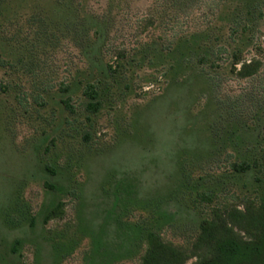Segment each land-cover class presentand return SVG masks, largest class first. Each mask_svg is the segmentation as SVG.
Masks as SVG:
<instances>
[{"label": "rangeland", "instance_id": "1", "mask_svg": "<svg viewBox=\"0 0 264 264\" xmlns=\"http://www.w3.org/2000/svg\"><path fill=\"white\" fill-rule=\"evenodd\" d=\"M255 1L248 18L241 0H7L0 264H142L146 231L182 264L203 259L202 228L255 196L230 167L264 126ZM236 42L259 63L247 79Z\"/></svg>", "mask_w": 264, "mask_h": 264}, {"label": "trees", "instance_id": "2", "mask_svg": "<svg viewBox=\"0 0 264 264\" xmlns=\"http://www.w3.org/2000/svg\"><path fill=\"white\" fill-rule=\"evenodd\" d=\"M52 1L56 6H63L62 0ZM241 1L248 8L246 15L250 18L256 1ZM6 6L7 0H0V10H6ZM36 9L43 10L41 6ZM33 23L42 30L46 29L47 23H44L42 17L35 18ZM244 29L245 27L242 30ZM238 38L241 42L243 37L241 35ZM237 43L235 51L231 53L232 72L239 79H247L255 74L259 63L256 60L249 63L241 61V45ZM237 64L240 65L238 70L235 68ZM98 91L96 84H87L84 88L83 93L89 101L86 107L91 112H96L99 108ZM262 128V139L257 144L248 146L230 165L235 174L244 177L254 175L250 187L255 196L247 198L244 212L233 211L225 219L215 214L212 221L202 228L200 238L204 245V256L197 264H264V126ZM141 241L148 246L142 264H182L177 260L176 253L167 250L153 232L146 231Z\"/></svg>", "mask_w": 264, "mask_h": 264}]
</instances>
